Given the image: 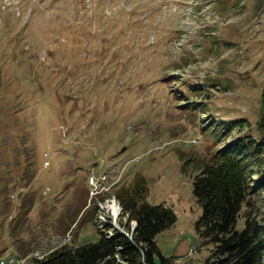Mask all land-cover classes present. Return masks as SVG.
Wrapping results in <instances>:
<instances>
[{
	"label": "rangeland",
	"instance_id": "374dc122",
	"mask_svg": "<svg viewBox=\"0 0 264 264\" xmlns=\"http://www.w3.org/2000/svg\"><path fill=\"white\" fill-rule=\"evenodd\" d=\"M263 86L264 0H0V257L68 242L51 233L85 204L79 242L98 226L130 235L135 220L109 206L141 173L147 200L176 214L156 235L161 252L203 264L213 244L195 226L194 176L231 139L264 134ZM248 153L238 227L246 209L264 224V145ZM101 171L109 182L92 191ZM53 236L64 240L34 251Z\"/></svg>",
	"mask_w": 264,
	"mask_h": 264
},
{
	"label": "trees",
	"instance_id": "16d2710c",
	"mask_svg": "<svg viewBox=\"0 0 264 264\" xmlns=\"http://www.w3.org/2000/svg\"><path fill=\"white\" fill-rule=\"evenodd\" d=\"M261 101L257 127L264 132V86ZM233 123L242 124V120ZM245 137H235L218 148L193 179L192 192L201 207L195 226L202 240L213 244L203 264H260L264 255V224L251 216L250 209L242 211L243 226H237L252 191L249 146L254 144L259 151L264 145V134L256 143L251 135ZM113 194L122 214L135 220L130 235L118 229L107 235L99 229L97 240L59 246L46 258L33 259V264H171V258L161 252L156 235L175 221L174 210L163 202L147 200V180L141 173L131 183L115 187ZM88 206H83L73 222L87 216ZM93 215L94 208L89 218Z\"/></svg>",
	"mask_w": 264,
	"mask_h": 264
},
{
	"label": "built area",
	"instance_id": "2783aa9c",
	"mask_svg": "<svg viewBox=\"0 0 264 264\" xmlns=\"http://www.w3.org/2000/svg\"><path fill=\"white\" fill-rule=\"evenodd\" d=\"M90 186L93 191V186L97 184H105L109 182V174L106 171H102L98 174L95 173H90ZM61 237L58 236H53V237H46V238H41L40 241L38 240L36 247L34 248V251L36 250H44V248L50 244L53 241H56ZM3 260H0V263H3ZM8 264H22V258H14V257H9L7 259Z\"/></svg>",
	"mask_w": 264,
	"mask_h": 264
},
{
	"label": "bare ground",
	"instance_id": "6f19581e",
	"mask_svg": "<svg viewBox=\"0 0 264 264\" xmlns=\"http://www.w3.org/2000/svg\"><path fill=\"white\" fill-rule=\"evenodd\" d=\"M90 179V176L88 177V180ZM88 183L90 184V182L88 181ZM99 185H103V187H99V189H101V188H105L106 186H104V184H97V185H95V186H93V191L95 190V191H98V189H96L95 187H98ZM111 204H110V206H109V208L113 211V213L116 215L118 212H119V206H118V203H117V201H114V200H112L111 202H110ZM67 234H71L70 233V231H67V232H65L64 234H62L61 236H66ZM68 237H69V235H68ZM67 238V237H66ZM65 238V239H66ZM61 239H63V238H59V239H57L58 241H60ZM56 240V241H57ZM64 240V239H63ZM69 240H70V238H69ZM56 241H53V242H55L56 243ZM53 242H51V243H53ZM65 243H66V241H64ZM50 243V244H51ZM50 244H48L45 248H44V250L43 251H46V249L48 248V246H50ZM63 244V242L61 241V243H59V245L58 246H60V245H62ZM54 245V244H53ZM58 246H57V244L55 245V246H53V248L51 249V250H53L54 248H58ZM61 247V246H60ZM50 249V248H49ZM48 250V249H47ZM50 250V251H51ZM36 251H39V250H36ZM35 251V252H36ZM49 251V252H50ZM49 252H47L46 254H48ZM46 254H44V256L46 255ZM50 254V253H49ZM36 255V254H35ZM38 258H42V257H44V256H42L41 257V255H36ZM35 256V257H36ZM22 260H23V258H22ZM24 261V260H23Z\"/></svg>",
	"mask_w": 264,
	"mask_h": 264
},
{
	"label": "water",
	"instance_id": "95a60500",
	"mask_svg": "<svg viewBox=\"0 0 264 264\" xmlns=\"http://www.w3.org/2000/svg\"><path fill=\"white\" fill-rule=\"evenodd\" d=\"M125 146H122L121 149H124ZM118 206L120 207V204H118Z\"/></svg>",
	"mask_w": 264,
	"mask_h": 264
}]
</instances>
